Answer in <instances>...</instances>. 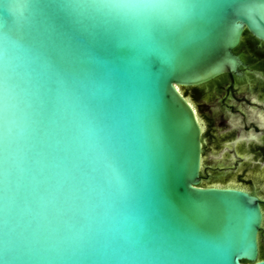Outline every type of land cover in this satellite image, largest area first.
<instances>
[{
	"label": "clouds",
	"instance_id": "9594fccd",
	"mask_svg": "<svg viewBox=\"0 0 264 264\" xmlns=\"http://www.w3.org/2000/svg\"><path fill=\"white\" fill-rule=\"evenodd\" d=\"M212 7L0 0V264H192L148 209L163 143L145 75L174 70Z\"/></svg>",
	"mask_w": 264,
	"mask_h": 264
},
{
	"label": "water",
	"instance_id": "95a60500",
	"mask_svg": "<svg viewBox=\"0 0 264 264\" xmlns=\"http://www.w3.org/2000/svg\"><path fill=\"white\" fill-rule=\"evenodd\" d=\"M208 2L213 7L206 23L192 37L177 38L182 54L174 70L159 77L145 75L163 143L148 193V209L189 243L192 264H264L262 202L255 194L228 184L243 186L244 170L207 179L206 174L216 176L206 169L212 164L208 156L202 170L203 132L207 155L217 153L214 146L221 141L212 137L215 131L204 115L214 120L215 116L201 103L205 98L214 102V98L194 90L222 76L238 75L243 62L235 50L244 33L264 43V0ZM95 47L101 57L108 52L104 40ZM158 68L159 62L153 59L151 72ZM253 176L250 172L247 179Z\"/></svg>",
	"mask_w": 264,
	"mask_h": 264
},
{
	"label": "flooded vegetation",
	"instance_id": "af4514ba",
	"mask_svg": "<svg viewBox=\"0 0 264 264\" xmlns=\"http://www.w3.org/2000/svg\"><path fill=\"white\" fill-rule=\"evenodd\" d=\"M235 53L242 57L243 62L238 75H225L207 86L194 88L210 93V98H214V102H208V98L200 102L209 107V112L215 116L214 120L204 115L215 131L212 137L221 141L214 146L216 150L219 149L218 152L211 151L207 155L203 132L202 170L207 156L212 164L206 169L216 175L206 174L207 179H218L231 171L238 174V171L244 170L246 178L240 179L243 186L228 184L255 194L262 202L264 211V43L244 33ZM197 114L201 120L198 111ZM249 165H256L257 169H249ZM250 172L254 176L248 180Z\"/></svg>",
	"mask_w": 264,
	"mask_h": 264
},
{
	"label": "trees",
	"instance_id": "16d2710c",
	"mask_svg": "<svg viewBox=\"0 0 264 264\" xmlns=\"http://www.w3.org/2000/svg\"><path fill=\"white\" fill-rule=\"evenodd\" d=\"M262 246H261V248H262ZM261 256L264 257V252H262V249H261Z\"/></svg>",
	"mask_w": 264,
	"mask_h": 264
}]
</instances>
